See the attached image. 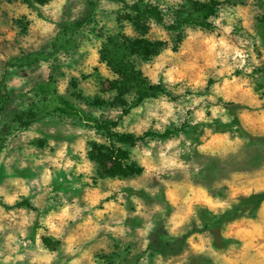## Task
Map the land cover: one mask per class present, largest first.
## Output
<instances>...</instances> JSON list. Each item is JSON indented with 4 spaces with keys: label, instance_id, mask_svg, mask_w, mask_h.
<instances>
[{
    "label": "rangeland",
    "instance_id": "374dc122",
    "mask_svg": "<svg viewBox=\"0 0 264 264\" xmlns=\"http://www.w3.org/2000/svg\"><path fill=\"white\" fill-rule=\"evenodd\" d=\"M263 195L264 0H0V264H264Z\"/></svg>",
    "mask_w": 264,
    "mask_h": 264
},
{
    "label": "trees",
    "instance_id": "16d2710c",
    "mask_svg": "<svg viewBox=\"0 0 264 264\" xmlns=\"http://www.w3.org/2000/svg\"><path fill=\"white\" fill-rule=\"evenodd\" d=\"M48 0H38L39 4H44ZM178 24L181 25H187L189 24V20H181V22H178ZM20 119V118H19ZM28 125V124H27ZM112 127H116L117 123H112ZM170 132H164L163 134H152V137L163 139L166 138ZM149 134H145L141 137L135 138L130 135H119V134H110L111 139H115L117 142H138V141H144L146 137H148ZM111 156L106 157L104 160H100L99 164L103 165L105 169V174L110 177H122V178H128L136 175H140L143 172L142 168H133L129 166L123 165V157H121V152L118 150L110 152ZM264 197V195L262 196ZM253 199L258 198V196L251 197ZM245 202V201H244ZM255 202L259 203L260 200H255ZM172 244L171 241L165 240L161 234H153L147 244L146 251L151 253H158V254H164L168 247Z\"/></svg>",
    "mask_w": 264,
    "mask_h": 264
},
{
    "label": "crops",
    "instance_id": "0c3cea01",
    "mask_svg": "<svg viewBox=\"0 0 264 264\" xmlns=\"http://www.w3.org/2000/svg\"><path fill=\"white\" fill-rule=\"evenodd\" d=\"M147 247V246H146Z\"/></svg>",
    "mask_w": 264,
    "mask_h": 264
}]
</instances>
